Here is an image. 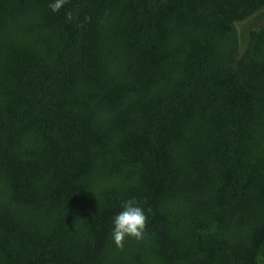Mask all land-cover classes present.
<instances>
[{"label":"trees","instance_id":"obj_1","mask_svg":"<svg viewBox=\"0 0 264 264\" xmlns=\"http://www.w3.org/2000/svg\"><path fill=\"white\" fill-rule=\"evenodd\" d=\"M53 2L0 0V264H264V0Z\"/></svg>","mask_w":264,"mask_h":264},{"label":"clouds","instance_id":"obj_2","mask_svg":"<svg viewBox=\"0 0 264 264\" xmlns=\"http://www.w3.org/2000/svg\"><path fill=\"white\" fill-rule=\"evenodd\" d=\"M67 2L68 0H55V2L49 4V7L56 12ZM67 19H73L71 12L67 13ZM121 208L122 210L113 218L114 227L111 236L116 247L123 249L126 237H133L136 240L144 238L148 215L135 198L122 201ZM148 211L150 212L151 209H148Z\"/></svg>","mask_w":264,"mask_h":264}]
</instances>
